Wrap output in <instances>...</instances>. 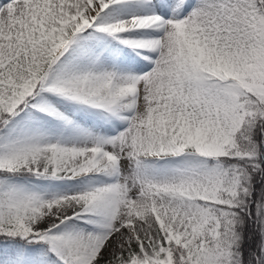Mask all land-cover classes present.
I'll use <instances>...</instances> for the list:
<instances>
[{
    "label": "snow or ice",
    "instance_id": "obj_1",
    "mask_svg": "<svg viewBox=\"0 0 264 264\" xmlns=\"http://www.w3.org/2000/svg\"><path fill=\"white\" fill-rule=\"evenodd\" d=\"M0 264H264V0L0 2Z\"/></svg>",
    "mask_w": 264,
    "mask_h": 264
},
{
    "label": "bare ground",
    "instance_id": "obj_2",
    "mask_svg": "<svg viewBox=\"0 0 264 264\" xmlns=\"http://www.w3.org/2000/svg\"><path fill=\"white\" fill-rule=\"evenodd\" d=\"M0 2H3V0H0Z\"/></svg>",
    "mask_w": 264,
    "mask_h": 264
}]
</instances>
